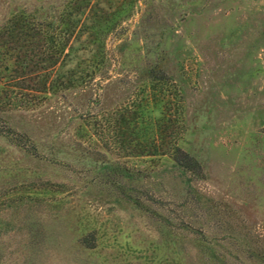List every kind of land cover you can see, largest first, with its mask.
I'll use <instances>...</instances> for the list:
<instances>
[{"label": "rangeland", "instance_id": "374dc122", "mask_svg": "<svg viewBox=\"0 0 264 264\" xmlns=\"http://www.w3.org/2000/svg\"><path fill=\"white\" fill-rule=\"evenodd\" d=\"M0 264H264V0H0Z\"/></svg>", "mask_w": 264, "mask_h": 264}, {"label": "trees", "instance_id": "16d2710c", "mask_svg": "<svg viewBox=\"0 0 264 264\" xmlns=\"http://www.w3.org/2000/svg\"><path fill=\"white\" fill-rule=\"evenodd\" d=\"M169 153L171 154L173 160L183 166H186L191 169H196L198 167L197 163L176 144H172L170 146Z\"/></svg>", "mask_w": 264, "mask_h": 264}]
</instances>
